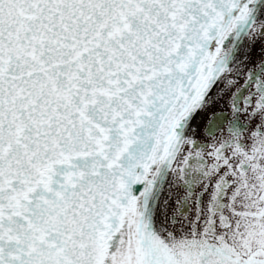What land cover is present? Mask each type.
I'll return each instance as SVG.
<instances>
[{
	"label": "snow or ice",
	"instance_id": "1",
	"mask_svg": "<svg viewBox=\"0 0 264 264\" xmlns=\"http://www.w3.org/2000/svg\"><path fill=\"white\" fill-rule=\"evenodd\" d=\"M0 264H264V0H0Z\"/></svg>",
	"mask_w": 264,
	"mask_h": 264
}]
</instances>
